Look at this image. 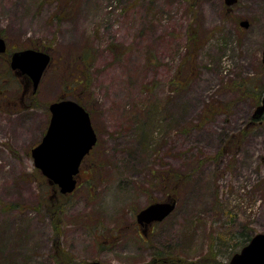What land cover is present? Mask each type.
I'll list each match as a JSON object with an SVG mask.
<instances>
[{
  "label": "rangeland",
  "instance_id": "obj_1",
  "mask_svg": "<svg viewBox=\"0 0 264 264\" xmlns=\"http://www.w3.org/2000/svg\"><path fill=\"white\" fill-rule=\"evenodd\" d=\"M0 37L51 56L36 92L0 56V264H217L264 234V0H0ZM61 98L97 135L68 196L31 157Z\"/></svg>",
  "mask_w": 264,
  "mask_h": 264
},
{
  "label": "water",
  "instance_id": "obj_2",
  "mask_svg": "<svg viewBox=\"0 0 264 264\" xmlns=\"http://www.w3.org/2000/svg\"><path fill=\"white\" fill-rule=\"evenodd\" d=\"M231 7L237 0H223ZM241 27L247 28L248 22L241 21ZM7 45L0 37V55L5 53ZM50 55L41 50L25 49L11 54L9 67L26 75L36 91L40 79L50 63ZM261 62L264 65V50ZM50 119L41 141L31 149L34 166L61 194L73 192L76 186L75 176L85 155L96 144L97 135L91 125L89 113L82 105L71 99L52 102L49 105ZM264 116V94L260 104L255 108L252 119ZM175 200L155 202L141 209L136 214V221H161L175 207ZM88 264H101L90 262ZM228 264H264V234H255L239 252L234 253Z\"/></svg>",
  "mask_w": 264,
  "mask_h": 264
},
{
  "label": "trees",
  "instance_id": "obj_3",
  "mask_svg": "<svg viewBox=\"0 0 264 264\" xmlns=\"http://www.w3.org/2000/svg\"><path fill=\"white\" fill-rule=\"evenodd\" d=\"M192 40H194V38H191ZM7 43V42H6ZM8 45V44H7ZM34 48H37V47H34ZM45 52V51H44ZM8 53H10L11 54V52L9 51V48H8V50L4 53V56L3 57H6L7 58V54ZM51 57V56H50ZM7 71V70H6ZM9 71V70H8ZM82 78H80V80H81V82H76V81H74V83H76V84H81L82 85V90H84V89H86V86H87V84H86V82H85V80H86V74L85 73H83L82 72V76H81ZM78 103H80L85 109H86V105L83 103V99L82 98H80L79 100H76ZM87 110V109H86ZM89 111V110H88ZM188 178H189V174H186V173H181V172H177V171H174V170H170V169H167V170H165L163 173H162V175H161V177H160V180H161V182H163L164 184H166V185H169L170 187H176V188H178L179 186L181 187V185H183V184H185L186 182H187V180H188ZM175 194V193H174ZM174 196H176V195H174ZM178 197V195L176 196V198ZM243 234V233H242ZM242 234H241V236H242ZM249 239H242V241L241 242H243V243H246L247 241H248ZM208 259L209 258H207V260H205V261H202V262H198V261H195L193 264H211V263H209V261H208Z\"/></svg>",
  "mask_w": 264,
  "mask_h": 264
},
{
  "label": "flooded vegetation",
  "instance_id": "obj_4",
  "mask_svg": "<svg viewBox=\"0 0 264 264\" xmlns=\"http://www.w3.org/2000/svg\"><path fill=\"white\" fill-rule=\"evenodd\" d=\"M63 99V98H62ZM59 100H61V99H59ZM58 101V100H57ZM253 125L254 124V122L253 121H250L249 122V125ZM93 149H94V146L92 147V149L89 151V153L87 154V155H85L84 156V158L82 159V161H81V163H80V166H79V172H80V168H81V166H82V163L91 155V153L93 152ZM79 172H78V174H79ZM78 174L76 175V177L78 176ZM78 188V184H77V179H76V189ZM75 191V190H74ZM66 196H68V195H66ZM172 198H175L176 199V201H177V198H176V196H174V195H172V196H168V199H172ZM154 203V202H153ZM177 203V202H176ZM150 204H152V203H149L148 205H150ZM148 205H146V206H148ZM145 206V207H146ZM145 207H143V208H145ZM168 216V215H167ZM161 221H151V222H149V223H145V222H143L142 224H139L137 221H136V216H135V223L133 224V226H135V229L138 231L139 229L143 232V235H144V237H146L147 239H148V235H151V233H152V231H153V229H154V227H155V225H157L158 223H160ZM144 241H145V239H144ZM250 240H248L246 243H244L242 246H241V248L243 247V246H245L248 242H249ZM240 251V250H239ZM232 257V256H231ZM231 257H229V260L228 261H225V262H222V261H219V263H217V264H228L229 263V261H230V258ZM215 260H216V258H215ZM91 262H94V261H91ZM97 262V261H96ZM86 264H88V263H86Z\"/></svg>",
  "mask_w": 264,
  "mask_h": 264
}]
</instances>
